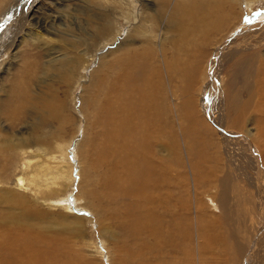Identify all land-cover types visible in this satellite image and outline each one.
Returning <instances> with one entry per match:
<instances>
[{"label":"rangeland","instance_id":"rangeland-1","mask_svg":"<svg viewBox=\"0 0 264 264\" xmlns=\"http://www.w3.org/2000/svg\"><path fill=\"white\" fill-rule=\"evenodd\" d=\"M165 1L0 0V103L14 79L32 97L31 116L11 127L1 122L0 140L19 143L9 155L27 165L32 181L22 192L34 210L29 221L54 244L59 264H264V0H231L230 13H203L209 30L187 20L184 33L170 27L183 0ZM141 30L158 51V110L126 118L136 123L145 113L150 121L155 111L156 124L171 122L176 223L189 229L188 238L174 237L177 250L168 246L153 263L156 243L147 252V241L120 226L125 208L140 211L145 198L133 193L132 168L121 166L108 136L121 109L149 103L123 99L126 108L112 112L105 80L122 41Z\"/></svg>","mask_w":264,"mask_h":264},{"label":"bare ground","instance_id":"bare-ground-1","mask_svg":"<svg viewBox=\"0 0 264 264\" xmlns=\"http://www.w3.org/2000/svg\"><path fill=\"white\" fill-rule=\"evenodd\" d=\"M229 1L231 0L179 1L173 8L170 27H179L180 29H178V31L184 33L183 25L187 20H193L195 25L203 27L208 24V20H204L203 13L207 11L208 17L216 10L221 9L230 13V9L233 5H231V3L229 5ZM162 5L166 6L167 2L164 0ZM33 6L34 2H32L31 7L29 6L30 8L26 11L25 15L31 11ZM180 12L184 14H180ZM203 29L209 30V26L206 28L203 27ZM109 30L110 28L106 23L103 28L99 29L98 33L102 36L107 34ZM126 39L125 42L122 41L120 54L112 61L109 68H107L105 80L107 81L109 92V108L112 112H115L118 105L119 107L126 108L123 99L133 100L136 98L140 99V97H142V100L147 101L150 106L148 104L147 108H143V106L137 104V107L131 105L130 107L132 108L129 110L121 109L124 114L122 115L121 123L112 128L108 136L111 144L114 145L111 146V148H113V154L119 158L122 163L121 166L124 167L125 164H129L132 168L130 169V175L133 176L135 182L131 180L130 182L134 186L133 193H135L137 197L145 198L144 204H141V207H139L140 211H135L133 206H127L125 208L128 213L126 214V218L123 219L127 221H120V226L125 228L132 238H140L143 241H147V249L145 250L147 252H151L152 245L149 244V242L156 243L155 245L158 253L155 252V256L158 258L157 260L154 259V261H151V263H153L162 259V250H167L168 246L175 247L177 250L179 246L176 244V241H174V237L178 239V237L182 235L183 239L188 238L189 229L184 227L186 226L184 224H182L183 226H180V223L178 224V222H180L178 220L181 219L182 221V217L179 216L180 213L176 210L177 204L175 205L173 202L174 194L172 192V187L175 185V182H173L175 180L172 179V176L175 167L172 162L174 161L173 154L175 146L173 142L174 130H172L173 127L171 126V122L166 124V126L169 125V128L166 126L162 128L161 125L156 124L154 118L159 112L155 111L152 113L150 121L142 119V117L146 118L148 116L145 114L146 111L151 108L156 109L155 104L159 102V100L157 101V98H159V89L158 92H155L154 89L157 82L162 80L159 63L157 61L158 51L155 49L156 43L152 35H147L142 30L135 31L128 35ZM139 39H142L140 40L141 44H139V46H134L133 43H137ZM193 47L194 45L191 47L190 52L194 50ZM186 52L189 53V51ZM3 53L4 51H2V54ZM161 54V56L166 59L165 48L161 50ZM161 65L164 64L162 63ZM172 67V69H174L175 66ZM184 69H187V67ZM11 83L13 85V87H11L12 89L5 91L7 92L6 95L4 94L5 92L3 93L6 98L0 103V123L3 122L10 127L15 126L20 120H24L31 116L27 103L32 98L29 94V87L27 84L23 82L18 84L16 83V79L12 80ZM160 94L162 96L165 93L163 91L162 93L160 92ZM166 97L167 94L163 96L162 99ZM240 109H242V107ZM137 110L138 112L145 113L144 115L141 114L143 116H141L138 122L132 123V120L126 118V115L130 111L136 112ZM156 110H158V108ZM40 114L41 110L37 108L35 115L38 116ZM43 120L44 119H39L37 122H42ZM134 121L133 119V122ZM1 127L2 126H0V132ZM1 134L2 133H0V135ZM36 138H38V136H36ZM164 139L168 142L164 143L162 141ZM17 144L19 143H14L12 139L0 140V186L5 184L8 187L2 190L0 188V204L4 206L0 207V263L59 264L57 260L51 256L55 249L54 244H51L50 241L48 242V239L29 221L34 219V210L32 211L31 206L27 205L29 202L22 192L29 188L32 181L26 175V169H28L27 165L24 163L17 165L16 161L18 157L9 155L10 151L12 152ZM163 150L166 151L167 156V160L165 161L161 159L162 154L164 155ZM234 152H231L233 156L235 154ZM238 152L239 151H237V153ZM111 185L112 184H109L108 186ZM118 191H121L122 195H128L124 190ZM174 205L176 206L175 208ZM146 211H149L152 216L159 213L160 218L151 219L142 215ZM176 220L178 221L177 223ZM183 223L185 222L183 221ZM168 259L167 262L172 260V258ZM161 264H163V262ZM188 264H190V262H188Z\"/></svg>","mask_w":264,"mask_h":264},{"label":"water","instance_id":"water-1","mask_svg":"<svg viewBox=\"0 0 264 264\" xmlns=\"http://www.w3.org/2000/svg\"><path fill=\"white\" fill-rule=\"evenodd\" d=\"M206 95H208V94H206ZM206 95H205V96H206Z\"/></svg>","mask_w":264,"mask_h":264}]
</instances>
